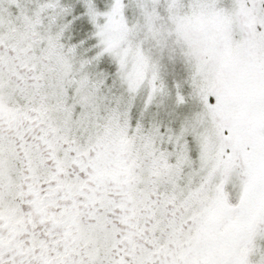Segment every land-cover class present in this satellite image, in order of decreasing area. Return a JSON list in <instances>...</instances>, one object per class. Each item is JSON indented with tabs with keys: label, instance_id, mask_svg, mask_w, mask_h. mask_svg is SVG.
I'll return each instance as SVG.
<instances>
[{
	"label": "snow or ice",
	"instance_id": "snow-or-ice-1",
	"mask_svg": "<svg viewBox=\"0 0 264 264\" xmlns=\"http://www.w3.org/2000/svg\"><path fill=\"white\" fill-rule=\"evenodd\" d=\"M0 264H264V0H0Z\"/></svg>",
	"mask_w": 264,
	"mask_h": 264
}]
</instances>
